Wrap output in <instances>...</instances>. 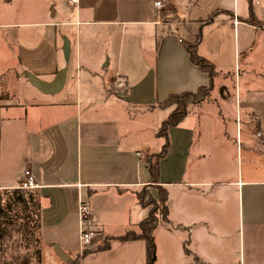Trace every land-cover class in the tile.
I'll use <instances>...</instances> for the list:
<instances>
[{"label":"crops","instance_id":"1","mask_svg":"<svg viewBox=\"0 0 264 264\" xmlns=\"http://www.w3.org/2000/svg\"><path fill=\"white\" fill-rule=\"evenodd\" d=\"M68 1L0 0V79L8 92L6 98L0 93V191L19 188L29 172L40 204V264H68L55 245L78 264H146L141 240L112 241L97 250L103 238L122 236L147 218L149 208L136 197L146 186L154 200L159 189L167 196V217L153 234V264H264V147L255 138L264 133V84L240 75L242 64L264 52L258 38L264 35V0H250L255 26L246 23L249 0H167L165 8L181 25L171 31L156 0ZM220 11L226 14L203 23ZM199 32L198 55L216 74L233 77L234 136L222 122L213 167L203 146L211 136L201 120L202 103L192 107L168 132L171 145L154 185L147 157L161 150L156 133L174 109L158 104L210 84L184 49ZM64 38L72 69L61 100L51 101L45 98L59 95L40 94L24 74L52 81L65 66ZM94 47L104 64L89 59ZM14 83L24 89L21 101L10 99ZM219 88L227 101L224 83ZM158 142L159 151L151 153ZM228 143L235 148L233 169ZM80 203L96 235L86 247L79 239Z\"/></svg>","mask_w":264,"mask_h":264},{"label":"trees","instance_id":"2","mask_svg":"<svg viewBox=\"0 0 264 264\" xmlns=\"http://www.w3.org/2000/svg\"><path fill=\"white\" fill-rule=\"evenodd\" d=\"M246 19V23L255 26L254 17L251 13ZM225 12H215L210 14L204 21V24H210L214 18ZM200 32L197 34L193 44H185L184 49L189 61L195 65L202 73L207 75L210 84L207 87L199 88L195 93H181L169 96L165 101L159 103L161 108L173 107L169 116L161 123L156 136L163 140L161 150L148 158L147 169L150 177V183L156 185L158 180L159 162L167 155L170 142L168 132L170 129L179 125V123L187 116L191 107H195L203 103L209 97L212 89V81L216 74L215 68L207 60L200 57L197 53V47L200 43ZM160 43L157 44L159 46ZM5 201L0 203V226L8 220L20 222L23 238L34 244H40V204L38 193L34 190H24L16 188L13 190H5ZM139 205L149 208L148 216L140 222L135 230L126 231L122 236L117 238L106 237L103 244L97 250H104L109 247L112 241L126 242L141 240L145 243L146 264H153L155 261V244L153 234L159 224V217L165 220L167 217V196L162 189L158 191V198L154 200L149 193L143 191L136 195ZM153 207V208H152ZM39 250V249H38ZM86 254L83 250L82 255ZM70 260L68 264H78V260L74 263Z\"/></svg>","mask_w":264,"mask_h":264},{"label":"rangeland","instance_id":"3","mask_svg":"<svg viewBox=\"0 0 264 264\" xmlns=\"http://www.w3.org/2000/svg\"><path fill=\"white\" fill-rule=\"evenodd\" d=\"M181 1L178 3V6H180ZM182 5V3H181ZM164 20H163V26L168 30L171 31V27H179L181 25H176L178 21L177 16L175 15V12L171 8H165L164 9ZM180 20V18H179ZM172 33H174V29L172 30ZM258 36V35H257ZM258 38L264 42V35L259 33ZM97 48L94 47V55L93 57H89L90 60L95 59V62L98 64H104L106 62V59L102 60L101 53H99ZM92 56V55H91ZM253 60L250 62V64L245 67L244 64H242V58H241V64L243 65L241 67L240 75L241 78L245 79L249 76L251 77H257V82L264 84V52H256L253 55ZM67 69L70 70L72 67H69V63L65 65ZM63 67V68H64ZM62 69V68H61ZM60 69H58L59 71ZM57 71V72H58ZM252 71V72H251ZM251 72V73H250ZM19 74H24L20 73ZM215 81L212 82V89L209 93V97L207 100L202 103V121L206 123L207 131L206 133L210 134L211 137H207L204 139L203 146L208 150L209 155L212 156L214 159H212V165H216V157L220 153V143H219V134L222 132L220 127H222V122L226 124L227 126V132L233 134L234 136V129H235V121H236V111H235V84L233 83V77L227 74H215L214 76ZM222 78H227L224 82L221 81ZM231 78V79H230ZM250 78V77H249ZM24 79V78H23ZM6 79H0V93L4 94L6 98L7 93L6 90L3 91V89H6L5 81ZM10 81L13 80V74L11 73L9 78L7 79ZM224 83L225 89H226V96L227 101L224 102L221 98V89L219 88L220 84ZM10 90V97L13 96L18 101H21L24 99V89L20 87V85H17L14 83V85ZM84 92V87L81 88V93ZM6 93V94H5ZM59 96H55V98H45L50 99L51 101H59L62 98V94H58ZM50 97V96H49ZM54 97V96H53ZM193 108H190V111ZM0 115H2V111L0 110ZM192 120V119H190ZM240 120L245 121L246 117L240 118ZM221 123V124H220ZM217 125H219L217 127ZM14 128H10L6 130V136L8 137L9 134L12 135ZM3 136V132H2ZM232 136V135H231ZM19 139H21V136H19ZM160 142V141H159ZM158 142V147L154 148L151 147V153H156L159 151L160 143ZM171 145V140H170ZM227 152L229 158H228V166L229 168H235V148L234 145L231 143H228ZM154 148V149H153ZM170 148V146H169ZM153 156V154L148 155L147 159ZM215 169V168H213ZM148 186L143 187L140 191H143L145 193H149L147 190ZM6 197L4 194V191H0V203H4ZM153 208V207H152ZM164 221L159 217V223ZM1 223V222H0ZM25 238V237H24ZM23 238V232L21 228L20 222H14L12 219L6 220L3 225L0 226V264H40V261L42 262L41 258V242L40 244H34L33 242L24 239ZM106 237L100 240L101 245L105 241ZM95 240V239H94ZM94 240L91 244L94 243ZM39 249V250H38ZM44 249V248H43ZM78 259L74 258L71 262H75ZM62 263V262H61ZM44 264H50L49 261L44 260Z\"/></svg>","mask_w":264,"mask_h":264},{"label":"water","instance_id":"4","mask_svg":"<svg viewBox=\"0 0 264 264\" xmlns=\"http://www.w3.org/2000/svg\"><path fill=\"white\" fill-rule=\"evenodd\" d=\"M62 55L65 62V65L69 63L70 57V47L69 41L64 38L63 39V46H62ZM105 67L107 64L104 65ZM67 75V68L64 67L60 69L54 76L53 80L50 82L43 81L33 75L32 73H25L24 77L27 79L28 83L31 87H33L36 91L40 94L45 96H55L61 92L64 87L65 80ZM56 254L58 257L64 262H69V257L63 252V250L58 246H53Z\"/></svg>","mask_w":264,"mask_h":264},{"label":"built area","instance_id":"5","mask_svg":"<svg viewBox=\"0 0 264 264\" xmlns=\"http://www.w3.org/2000/svg\"><path fill=\"white\" fill-rule=\"evenodd\" d=\"M76 3V0H69L68 4L73 5ZM167 3V0H156L154 2V8L158 11H162L165 9V5ZM119 87L122 86V84L118 85ZM255 138L259 142L260 145L264 147V133L261 131H258L255 133ZM35 187L31 177L29 176V172H25L24 179L22 184L20 185V189L24 190H31ZM78 214L80 219V243L82 247H86L91 245L93 240L96 238V235L94 232H92L89 228H87L86 222L90 220L89 213L87 211V208L80 203L78 207Z\"/></svg>","mask_w":264,"mask_h":264}]
</instances>
